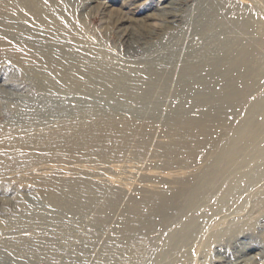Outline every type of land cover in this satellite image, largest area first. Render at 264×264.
<instances>
[{
  "label": "rangeland",
  "instance_id": "obj_1",
  "mask_svg": "<svg viewBox=\"0 0 264 264\" xmlns=\"http://www.w3.org/2000/svg\"><path fill=\"white\" fill-rule=\"evenodd\" d=\"M249 43L254 87L224 126L203 129L196 111L170 107L189 75L216 71ZM56 48L94 67L89 86L66 94L97 95L96 113L85 100L55 115L41 105L53 92L46 78L72 84ZM28 60L40 65L23 67ZM143 82L163 88L160 112L104 102ZM261 99L264 0H0V264H264V130L203 182L223 150H243L237 133ZM169 205L167 220L154 219Z\"/></svg>",
  "mask_w": 264,
  "mask_h": 264
},
{
  "label": "bare ground",
  "instance_id": "obj_2",
  "mask_svg": "<svg viewBox=\"0 0 264 264\" xmlns=\"http://www.w3.org/2000/svg\"><path fill=\"white\" fill-rule=\"evenodd\" d=\"M168 8L172 9V6L167 5L165 9H168ZM242 25L238 24L236 25V28H239L245 33H248L249 27L248 26L242 27ZM11 29H12L11 27L6 26L4 29V32H7V33L9 32L8 34H11L12 32ZM252 44L249 43L246 45V47L242 48L240 51L234 52L235 53L233 54L234 56L232 55L233 58H230L229 60L227 57L226 59L224 58L225 59L224 62L222 61V63H220L217 66L218 68L216 69V71L212 70L209 72L208 68L205 66H204L205 69L198 68L199 70L197 72H195L193 75H189V77L193 79V81H191L189 84L183 87L178 88V90L173 94L172 96L173 99L169 102L170 107L172 106L173 109L177 112L188 111V110L196 111L199 116V118L197 119L208 120V121H204L202 125L203 129L210 122L215 123L220 126H224L226 121H224L221 118L222 117L227 118L225 116L232 113V110H234L235 108V102L238 99L239 100L244 99L246 97L245 94L247 93L249 94V92L252 91L254 87L252 76L247 75V73L244 72V70L248 69L247 66L249 64L250 66L251 65L254 66L255 63L257 62L256 58H254L253 56V53L255 54V52L252 51ZM230 48L231 47H228L227 49L230 50ZM21 49L22 51H26L27 47L22 46ZM59 49H60V52L57 51ZM247 52L249 55L246 54ZM36 53H37L38 62L40 63L43 59L47 60L50 56V54H48L45 50L37 51ZM51 54H52L51 56L56 61H58L59 59L61 65L64 66L66 70H69V71L72 70L74 75L72 77V80L70 81L72 84L65 82V80L63 81L62 79H60V77L57 80H49L46 78L45 82L46 84L48 82L49 84H51L53 88L52 89L53 92L50 94H47L46 96H40L38 98V99H41L42 101L41 105H44L47 107V110L48 112H50L49 113L50 115H55L63 110H64L63 111L64 113L72 112L73 107H74L73 105L75 104V102H78L80 100H85L87 104L86 112L87 113L89 112L91 115L94 114V112L96 113V111L99 110V107H100V104L96 103L97 95L90 97V98H83L82 96L81 97L77 95L68 96L66 94L70 91H74V90L77 91L78 89H81L87 85L89 86V83H91L96 76L94 67L92 65L88 67V64L85 62H79V63L74 64V62H72L70 58L63 57L65 53H63L62 48H56L55 50L51 52ZM39 58L42 60L40 61ZM46 63L48 62L44 61V64ZM39 65L40 64L37 63L36 61L28 60V62L23 67H29L30 69H33V67L35 68V67H38ZM46 67L50 70L51 66H48V64H46ZM83 75H85L86 77L87 76L90 77V81L84 80ZM10 82L13 83L14 79L13 78L10 79L7 85L10 84ZM145 84L144 82L143 84L142 83L137 84L134 95L132 97L120 95V97L109 98L106 95L107 93L106 94L103 93L104 97L107 99L104 102H106L107 104L115 108L125 107V108H130L133 111H138L141 114V116H148L150 114L158 113L162 109L161 108L162 105H160L162 101L160 102L159 105L157 104L156 101L160 99L162 100L165 92L163 88L158 85H157L158 87L156 88L154 87V89L148 90L146 89L147 86ZM208 87H214L217 90L208 91L207 90ZM2 96L6 100L8 99L12 100L11 99L12 93L5 92V94ZM38 99H35L34 103H36ZM148 100L149 102L155 101L156 103L154 102L153 103L154 105H151V106H144L143 104L148 102ZM61 106H63L62 107L63 109L61 108ZM258 109H260L261 111L260 113H262L261 117L263 119L262 118L259 119V116H258L259 111H257ZM207 110H209L210 112L216 111V112H213L214 116L216 117L210 116L207 113ZM250 113L251 115L248 117V120L240 127L241 130L237 133L239 135L237 137V141L239 140L238 143L243 142L245 144V146H243L244 147L243 150L238 149L237 145L230 146L227 150H223L220 153V155L217 157L215 164H214V168L209 173L205 174V176L203 177L204 184L210 185L211 183H213L216 177H218V175L221 172H223V170L226 172V168L231 166L235 162V160H237L241 155L243 156L242 154L243 151H246L247 148L257 140L260 132L264 130V100L262 99L259 100V102L256 103L254 108H252V111ZM196 131L199 133L201 132L200 129ZM243 133H245L246 135L243 136L242 135ZM260 142H263V141H260ZM258 149H259V153L264 152V146L260 148L258 147ZM224 196H226V194ZM169 207L171 206L169 205L168 207L162 206V208H159V207H157V209L155 208L156 210L154 209L155 210L154 219L156 218V220H158L159 222H164L165 220H167L169 209H170ZM194 219L195 220L193 222L191 221L189 225H186V227L182 228L183 232L185 231L187 232L191 230L193 226L195 227L197 225L198 221L196 218ZM194 227L192 229H194Z\"/></svg>",
  "mask_w": 264,
  "mask_h": 264
}]
</instances>
